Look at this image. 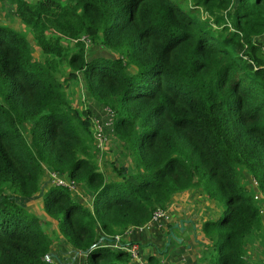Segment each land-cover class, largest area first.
<instances>
[{
  "label": "trees",
  "instance_id": "obj_1",
  "mask_svg": "<svg viewBox=\"0 0 264 264\" xmlns=\"http://www.w3.org/2000/svg\"><path fill=\"white\" fill-rule=\"evenodd\" d=\"M8 1L44 59L0 24V264H63L27 208L37 197L85 264H136L113 237L195 187L225 204L201 226L215 263L252 264L247 238L262 228V209L241 173L264 195V0ZM81 36L111 56L87 58L82 41L70 42ZM79 76L113 112L133 162L129 172L112 161L117 180L98 168L91 111L68 99ZM45 168L84 184L91 208L47 186ZM147 262L158 264L153 254Z\"/></svg>",
  "mask_w": 264,
  "mask_h": 264
},
{
  "label": "crops",
  "instance_id": "obj_2",
  "mask_svg": "<svg viewBox=\"0 0 264 264\" xmlns=\"http://www.w3.org/2000/svg\"><path fill=\"white\" fill-rule=\"evenodd\" d=\"M13 15L15 21L12 26L18 28L22 27L23 24L20 19L15 16V14ZM1 24H7V26L11 25L10 23ZM28 36L32 45H34L35 41L32 35L29 34ZM256 39L264 44V33L260 36H257ZM35 50H37V56H33L37 59H42L41 50L37 47L35 48ZM134 69V67L133 69H131L132 72L134 71ZM80 79L81 77L79 76V80ZM74 82V87L77 91L78 98L80 97V95L83 96L84 94L85 99H87L84 87H82L83 83L81 82V80L79 84L76 81ZM90 100L88 101L87 108H89V110L91 111V116L99 120V122H105L106 117L104 113V105ZM69 101L71 102V100ZM104 131L108 143L101 152L108 153L107 149H109L110 151V148L113 144L117 145L120 142L114 136L113 129L110 126H105ZM109 158L110 156H108V159ZM130 164L131 166L128 167V171L133 172L135 168L132 161L130 162ZM47 170L50 169L48 168ZM105 177L108 181L118 179L114 172H112V176L105 175ZM46 185L49 186L50 183L48 182L46 183ZM81 185L83 184H79V186L77 184L75 189L71 191V194L73 195V197L76 196L74 197V199L87 205L88 208H91L90 204L92 200V192L88 189L86 190L87 193H89V199L85 201L84 197H82L84 188ZM217 209H219L217 200L208 197L203 191L202 187L191 188L186 191L176 193L172 196L167 206V211L170 214L169 221L160 219L157 221H150L145 226L140 228H130L124 235H122V239L126 243L133 241L135 243H141L142 245H145L141 248L143 260H147V256L153 254L156 257L158 264H208L207 260L200 263L197 262V257L201 254L202 249L206 248L208 251L212 249V242L204 236L203 232L201 231V226L204 220L218 218L216 216ZM168 223L173 224V228L170 231H168L167 229ZM163 246H165L164 250H162ZM161 250L164 251L162 254L159 253ZM80 254L84 257V254Z\"/></svg>",
  "mask_w": 264,
  "mask_h": 264
},
{
  "label": "rangeland",
  "instance_id": "obj_3",
  "mask_svg": "<svg viewBox=\"0 0 264 264\" xmlns=\"http://www.w3.org/2000/svg\"><path fill=\"white\" fill-rule=\"evenodd\" d=\"M32 1H36V0H32ZM61 2H66L67 0H60ZM13 4H11L8 0H1L0 3V22L5 24V23H10L11 28H13L14 30H16L17 32H19L20 34L24 35V37L27 39L29 46L31 47V52L32 55L37 56V50H35V48L38 46L36 44V46L32 45L30 39H29V34L32 35V31L30 29V27L25 26L23 23L22 27H13L12 25L14 24V12H13ZM0 23V24H1ZM2 25V24H1ZM7 25V24H6ZM34 39V38H33ZM94 55H104V56H109L110 53L105 50V49H99L98 46H93V45H89L87 50H86V57H91ZM44 55L42 54V59H37L36 57L33 56V58L37 59V60H43ZM81 82H82V77H81ZM79 77H77L76 82L79 84L80 82ZM75 82L73 81L72 83H70V87L68 89V97L69 100H71L72 105L76 106V107H87L88 106V101L91 99H87L82 100L81 99V95L78 98L77 95V91L74 87ZM83 87V86H82ZM75 93V94H74ZM84 93V91H83ZM86 93V92H85ZM92 101V100H90ZM103 149V148H102ZM102 149H98L97 151V156H96V162L98 165V168L100 171H102L106 176H112V161H116V165H122L125 166L128 170V167L131 166L130 162H131V158L129 157L128 153L122 148V146L119 144L117 145H112V147L108 150V153H103L101 152ZM106 150V148H105ZM113 153H112V152ZM112 156H111V153ZM108 156H110V158L108 159ZM133 163V162H132ZM242 174V180H243V184L246 186L247 190L251 193V195L253 196V199H255V201L257 202V204L260 206V208L262 209V218H263V224H262V228L260 230H255L254 232H252V234H250V236L247 238V244H248V250H247V258L249 260V262H251L252 264H264V195H262L261 193H259L257 186H255L252 182L253 178L252 176L243 170ZM43 181L45 183L49 182V179L46 176V173H44V177H43ZM79 186V184H78ZM78 186H77V190H78ZM83 186V196L85 201H87L89 199V196L87 193V188L86 186L83 184L81 185ZM76 197V196H74ZM218 208L216 210V216L219 218L223 215L224 210H225V204L224 202H218ZM27 208L28 210L37 215L38 218L40 219L41 225L43 226V228L45 229V231L49 234V236L52 239V246H53V253L59 255L60 259L62 260L63 264H85L84 263V257L83 255H81L80 253L76 254L73 253L71 251L68 250L67 245L65 244L63 238L61 235H59L58 230H57V222L56 220H54L53 218H50L49 216H47L45 214V212L42 209V204H41V197H37L33 200H31L30 202L27 203ZM183 227V226H182ZM174 233V231H173ZM165 246H163L162 250H164ZM213 248V247H212ZM215 253L216 251H213L212 249L210 251H208L206 248L201 250V254H204V256L206 257L205 260H207L208 264H216L215 263ZM142 254V252H141ZM143 256V254H142ZM70 257V258H69ZM199 256L197 257V262H199L198 260ZM71 261H68L70 260ZM68 261V262H67Z\"/></svg>",
  "mask_w": 264,
  "mask_h": 264
},
{
  "label": "built area",
  "instance_id": "obj_4",
  "mask_svg": "<svg viewBox=\"0 0 264 264\" xmlns=\"http://www.w3.org/2000/svg\"><path fill=\"white\" fill-rule=\"evenodd\" d=\"M77 40L82 41L84 43L85 47H88L90 45V40L86 36H81L79 39H71L70 42H76ZM263 49H264V47H263ZM81 99L82 100L85 99L84 94H83V96H81ZM104 113H105V117H106L105 122H99V120L92 117L93 138H94V143L96 144L98 149L99 148L102 149L105 146H107L108 142H107V137L105 135L104 127L110 126L112 128V123H113V112L111 111V109L104 106ZM47 169L48 168H45V173H46L47 178L49 179L50 185L53 184V185L64 186V187L68 188L70 191H73L75 189L77 183H75L73 180H71L65 176L59 175L56 172H53L51 169L50 170H47ZM252 182L255 186H257V182L254 179L252 180ZM160 219H163L165 221H169L170 214L167 211V209L157 208L153 212L150 221H157ZM138 228H140V227H138ZM124 234H122V235H124ZM122 235H120V234L115 235L113 237V241L110 242V246L117 248V249L126 250L130 254L131 258L135 261L136 264H150L147 262V260H143L140 245L135 243V242L131 243V244L124 242L122 239Z\"/></svg>",
  "mask_w": 264,
  "mask_h": 264
}]
</instances>
